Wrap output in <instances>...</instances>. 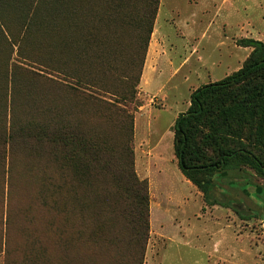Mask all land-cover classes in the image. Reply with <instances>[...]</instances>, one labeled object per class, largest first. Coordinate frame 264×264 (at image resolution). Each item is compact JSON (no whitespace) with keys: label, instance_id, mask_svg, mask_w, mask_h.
<instances>
[{"label":"rangeland","instance_id":"374dc122","mask_svg":"<svg viewBox=\"0 0 264 264\" xmlns=\"http://www.w3.org/2000/svg\"><path fill=\"white\" fill-rule=\"evenodd\" d=\"M90 1L92 32L69 66L68 52L44 46L35 15L25 29L24 0H0V264H21L38 251L32 236L74 220L59 207L65 196L73 208L76 195L79 220L85 211L100 223L80 249L136 264L118 209L128 158L149 184L143 264H264V176L246 167L215 176L217 198L250 219L207 204L179 169L174 130L198 89L244 68L252 48L242 40L264 42V0ZM72 131L109 145L97 166L83 167L90 155L69 146ZM109 223L117 243L103 238Z\"/></svg>","mask_w":264,"mask_h":264},{"label":"trees","instance_id":"16d2710c","mask_svg":"<svg viewBox=\"0 0 264 264\" xmlns=\"http://www.w3.org/2000/svg\"><path fill=\"white\" fill-rule=\"evenodd\" d=\"M70 1L68 4L66 0H24V9L30 14H26L25 29L30 28L35 15L37 26L42 29L44 46L57 53L68 52L71 58L68 65L76 66L80 57L77 50L84 47L82 42L86 34L92 32L86 24L91 11L88 0ZM151 1L156 3V0ZM149 31L151 34L153 29L150 27ZM240 45L252 48L244 68L222 81L198 89L192 96L188 111L177 119L174 127L175 153L180 171L203 193L207 204L231 207L240 218L250 219L251 215L246 216L244 211L218 199L214 193L216 175L220 179H231V171L246 167L264 176V42L244 39ZM68 74L66 76L70 80L79 79V76ZM66 134L69 146L76 143L81 153L90 155L84 168L91 169L92 165L100 163L103 149L109 146L105 141L99 142L92 135L88 140L74 131ZM130 147L131 144L125 145L123 151L128 149L133 155ZM232 176L240 177L237 173ZM116 179L124 191L121 196L123 205L118 209L121 229L129 236L126 245L135 249L136 264H143L150 238L149 184L136 174L133 158L124 160ZM256 191L261 192L260 189ZM75 201V206L70 208L65 196L60 199V215L72 211L74 220H58L55 229L51 227L58 237L49 232L39 237L32 236L38 251L22 255L21 264H106L99 254L101 252L88 254L86 249L84 252L80 249L85 230L93 225L92 238L97 222L91 216L87 217L85 211L82 212L83 220H79L82 203L77 195ZM89 220H93V224ZM113 227L109 223L102 229L105 230L103 238L117 243L118 235ZM117 262L122 264V261Z\"/></svg>","mask_w":264,"mask_h":264}]
</instances>
